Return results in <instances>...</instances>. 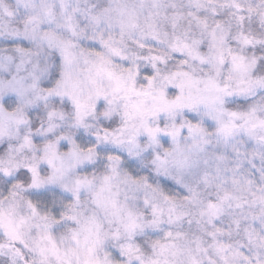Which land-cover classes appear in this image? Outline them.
Listing matches in <instances>:
<instances>
[{
	"label": "snow or ice",
	"instance_id": "6c2138e0",
	"mask_svg": "<svg viewBox=\"0 0 264 264\" xmlns=\"http://www.w3.org/2000/svg\"><path fill=\"white\" fill-rule=\"evenodd\" d=\"M0 264H264V0H0Z\"/></svg>",
	"mask_w": 264,
	"mask_h": 264
}]
</instances>
